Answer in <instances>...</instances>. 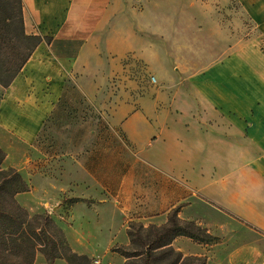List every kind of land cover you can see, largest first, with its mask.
I'll return each mask as SVG.
<instances>
[{
    "label": "crops",
    "instance_id": "obj_1",
    "mask_svg": "<svg viewBox=\"0 0 264 264\" xmlns=\"http://www.w3.org/2000/svg\"><path fill=\"white\" fill-rule=\"evenodd\" d=\"M138 1L22 0L25 33L43 39L11 83L0 86L3 163L17 158L10 166L27 181L30 191L49 195L51 216L68 222V235L75 241L71 249L80 256L87 255L75 245L85 238L92 240L93 256L103 250L104 258L111 255L108 264H115L120 255L112 249L129 247L130 222L163 226L168 215L180 208L182 221L196 222L217 239L202 245L179 237L173 246L183 243L186 255L203 257L207 264H264V121L253 118L246 127L239 119L247 113L254 117L263 113L264 97L245 108L238 89L236 96L223 100L211 97L193 80L171 78L155 88L149 104L144 97L147 87L130 83L125 99L113 103L110 110L111 123L121 127L134 157L117 187L108 189L82 157L65 155L60 166L55 161H44L46 166L40 162L37 138L70 80L102 107L109 80L125 71L123 58L135 53L157 63L161 50L153 44L156 34L163 35V41L175 38V18L155 20L153 0H143L152 12L148 19L125 23L124 12H133ZM164 4L167 10L174 7L173 2ZM157 25L164 33L155 30ZM146 42L154 45L152 53L145 52ZM232 61L239 69L235 78L242 82L239 56L218 64L217 71H225ZM211 73L216 76L214 69ZM142 88L139 98L132 96ZM189 189L194 193L187 197ZM25 192L16 199H23ZM100 236H106L107 242L98 244L95 240ZM91 261L104 264L100 256ZM33 264L49 263L36 256ZM50 264L68 262L58 258Z\"/></svg>",
    "mask_w": 264,
    "mask_h": 264
},
{
    "label": "rangeland",
    "instance_id": "obj_2",
    "mask_svg": "<svg viewBox=\"0 0 264 264\" xmlns=\"http://www.w3.org/2000/svg\"><path fill=\"white\" fill-rule=\"evenodd\" d=\"M167 1L173 2L174 7L164 9V3ZM153 4L155 20L159 17L175 18V38L163 41L164 36L156 34V43L153 44H156V49L160 47L161 50L157 63L140 58L135 53L123 58L121 65L125 71L109 80L107 89L103 90L102 107L97 100L83 95L74 80H70L67 93L56 110H53L37 138V146L42 152L40 162L44 166H46L44 161L61 164L65 155L82 157L91 171H98L108 189L117 187L120 179L127 175L134 157L133 148L125 138L121 127L111 123L110 110L113 103L125 99L124 91L128 92L130 83L144 84L147 87L144 97L149 104L155 99L153 98L155 88L164 80L171 81V78L182 82L193 80L211 97L214 95L223 100L232 95L236 96L235 92L238 89L239 96L242 93L244 95L245 108L252 107L257 97H264V0H153ZM151 14L150 6L141 0L134 5L133 12H124L123 20L128 23L129 20L134 21L137 18L148 19ZM157 29L164 33L158 25L155 26V30ZM153 44L146 42L145 52L152 53ZM155 53L157 55L159 51L156 50ZM235 56L241 57L244 77L242 82L235 78L234 74L239 69L235 70L233 61L225 71L221 70L220 73L217 71L218 64L230 58L233 60ZM212 69L216 74L215 77L211 75ZM144 91L143 88L137 89L131 94L139 98L138 96ZM253 118L263 123L264 112L256 117L247 113L245 118L239 119L240 123L248 127L252 124ZM15 160L17 158H9V162L3 163L2 167L15 168L10 166ZM27 191L23 199L21 197L20 200L16 199L17 203L30 217L42 212L47 213L63 230L71 247L75 241L68 235L69 224L51 216L54 208L52 202L48 200L49 195L34 193L30 188ZM192 193L194 191L189 189L187 197ZM182 205L185 206L186 203ZM131 223L133 222H130L129 226ZM142 234H147V231ZM91 241L84 238L82 244L75 246L79 252L85 253L91 259L103 257L104 264H108L111 255L106 254L104 258L105 254L102 250L93 256L94 246ZM95 241L100 244L107 242V239L106 236H100ZM173 244L172 247L182 252L185 257L203 258L186 255L181 250L183 243H176L175 246ZM125 248L130 249L131 246ZM135 248L142 250L139 245ZM36 256L43 255L38 253ZM75 264H82V261L76 260ZM91 264L94 263L91 261ZM115 264H123V259L116 256ZM190 264L201 263L191 261Z\"/></svg>",
    "mask_w": 264,
    "mask_h": 264
},
{
    "label": "trees",
    "instance_id": "obj_3",
    "mask_svg": "<svg viewBox=\"0 0 264 264\" xmlns=\"http://www.w3.org/2000/svg\"><path fill=\"white\" fill-rule=\"evenodd\" d=\"M42 39L39 35L25 33L22 0H0L1 87L6 88L21 72ZM4 156L0 148V264H33L38 253L49 264L58 258L68 264H75L76 260L91 264L89 257L72 251L63 230L47 213L30 217L17 203L16 195L27 191L29 186L15 168L2 167ZM179 209L171 213L169 222L164 226L150 225L146 228L141 223H131L127 230L131 248L115 246L112 252L122 256L124 264H190L191 261L207 264L203 258L185 257L172 247L179 237L202 245L217 240L196 222L182 221L178 217ZM144 231L147 234L143 235ZM136 245L142 250L136 249Z\"/></svg>",
    "mask_w": 264,
    "mask_h": 264
},
{
    "label": "built area",
    "instance_id": "obj_4",
    "mask_svg": "<svg viewBox=\"0 0 264 264\" xmlns=\"http://www.w3.org/2000/svg\"><path fill=\"white\" fill-rule=\"evenodd\" d=\"M96 264H97V262H96Z\"/></svg>",
    "mask_w": 264,
    "mask_h": 264
}]
</instances>
